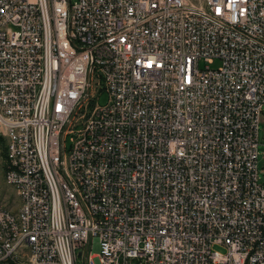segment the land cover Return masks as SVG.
<instances>
[{"label":"built area","instance_id":"2783aa9c","mask_svg":"<svg viewBox=\"0 0 264 264\" xmlns=\"http://www.w3.org/2000/svg\"><path fill=\"white\" fill-rule=\"evenodd\" d=\"M263 106L264 0H0V264H264Z\"/></svg>","mask_w":264,"mask_h":264},{"label":"rangeland","instance_id":"374dc122","mask_svg":"<svg viewBox=\"0 0 264 264\" xmlns=\"http://www.w3.org/2000/svg\"><path fill=\"white\" fill-rule=\"evenodd\" d=\"M216 65L214 61L211 66ZM105 93H100L97 96V103L102 104L105 102ZM258 154H257V171H258V181L264 183V106L262 107V112L260 115V121L258 124ZM3 139L0 135V202L5 204L7 207H13L16 202L13 191L11 188L5 185L3 181Z\"/></svg>","mask_w":264,"mask_h":264},{"label":"trees","instance_id":"16d2710c","mask_svg":"<svg viewBox=\"0 0 264 264\" xmlns=\"http://www.w3.org/2000/svg\"><path fill=\"white\" fill-rule=\"evenodd\" d=\"M2 156H4V151H3V149H2Z\"/></svg>","mask_w":264,"mask_h":264}]
</instances>
